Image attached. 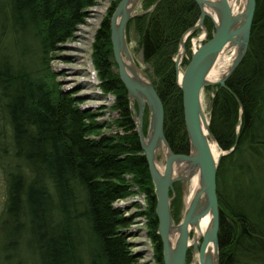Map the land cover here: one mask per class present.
Instances as JSON below:
<instances>
[{
	"label": "trees",
	"instance_id": "trees-1",
	"mask_svg": "<svg viewBox=\"0 0 264 264\" xmlns=\"http://www.w3.org/2000/svg\"><path fill=\"white\" fill-rule=\"evenodd\" d=\"M155 1L142 0L143 10ZM255 2L247 51L225 86H213L208 109L217 146L232 149L221 157L216 174L218 264H264V184L257 182L264 180V0ZM92 3L0 0V168L6 180L2 262L138 264L126 238L139 213L125 216L117 204L137 193L147 196L148 235L161 263L153 185L112 57L109 18L115 3L96 30L91 55L95 90L99 97L114 98V120H98L103 104L80 107L84 97L94 95L60 89L48 67L50 55L73 35ZM198 17L193 0H160L151 12L136 17L150 76L144 72L162 102L163 132L175 154H187L189 143L173 55ZM203 22L209 39L213 24L208 18ZM247 183L257 191L249 194Z\"/></svg>",
	"mask_w": 264,
	"mask_h": 264
},
{
	"label": "water",
	"instance_id": "water-1",
	"mask_svg": "<svg viewBox=\"0 0 264 264\" xmlns=\"http://www.w3.org/2000/svg\"><path fill=\"white\" fill-rule=\"evenodd\" d=\"M141 1L119 0L115 4L109 18V39L113 61L128 95L132 120L153 185L156 233L161 243L160 264H186L189 249H192V253H197L198 264H211L205 257L209 245L215 249V264H218L219 206L216 174L221 157L232 149L225 152L218 147L220 153L217 157L211 153L209 141L215 140L209 131V120L202 108L201 92L208 85L224 87L226 79L241 62L248 48L256 2L245 0L243 10L234 14L229 0H193L198 6L199 17L195 25L183 35L180 45L183 48L186 36L198 28L205 31V18H209L213 23V33L191 54L182 71L178 69L181 57L176 54L174 59L176 83L181 91L182 116L189 143L187 154H175L164 136V110L156 90L146 73L140 71L135 64L137 72L127 67L129 62H133V58L126 42L125 28ZM159 1L156 0L146 12H151ZM232 46L237 47V53L225 76L215 82H206L207 73L216 57L226 47ZM145 112L148 114V128L144 135ZM157 153L163 157L161 171L157 166ZM195 175L198 178V188L185 205L181 220L177 225H172L170 201L173 185L181 182L182 190L186 192L188 182ZM206 215L210 216V227L199 238V242H196L193 228L199 227L201 219ZM173 233H176L177 237L172 245L170 235ZM189 239L192 240L191 243Z\"/></svg>",
	"mask_w": 264,
	"mask_h": 264
},
{
	"label": "rangeland",
	"instance_id": "rangeland-1",
	"mask_svg": "<svg viewBox=\"0 0 264 264\" xmlns=\"http://www.w3.org/2000/svg\"><path fill=\"white\" fill-rule=\"evenodd\" d=\"M96 3V8L102 10L103 0H93ZM107 6L113 3H117L118 0H107ZM102 3V4H101ZM108 9V8H107ZM107 9L100 13L92 12L88 10V14L84 16L83 23L78 24L76 29L73 32V35L68 38L65 42L60 43L56 51H54L48 60V67L54 74L53 82L60 87L62 90H68L70 87H74L71 92L75 93V96L86 94L87 92H91L98 86V80L96 76V71L92 64V43L94 41V35L92 31L97 26L99 20L102 21L108 12ZM149 9V8H147ZM144 11V12H143ZM105 12V13H104ZM146 9L143 10L141 6V2L135 8L133 12V17L126 24L125 28V37L127 45L130 49V53L133 58V62L135 66L142 72L144 69L149 71L150 76V66L148 64L143 63L141 57V51L139 48V24L136 21V17L144 14ZM90 18V19H89ZM85 19L90 20L87 22ZM209 19V18H208ZM204 24V22H203ZM213 24V23H212ZM195 25V24H194ZM99 27V26H98ZM204 27V25H203ZM98 29V28H97ZM96 29V30H97ZM205 31L202 28H198L194 32L190 33L186 36V39L183 42V55L178 65L179 71H182L185 67L186 63L188 62L191 53L189 47L191 45V40L198 38L203 32L205 33L204 39L202 40L201 44L207 40V31L204 27ZM189 30V29H188ZM187 31V30H186ZM186 31L181 35L178 43V48L180 46V40L185 35ZM176 53L173 55V64L174 59L176 57ZM190 54V56H188ZM145 79H147L145 77ZM94 82V84H92ZM84 83L87 85H81L80 87L76 84ZM88 83L92 84L91 88L88 87ZM213 86L216 85H208L205 87L201 92V104L205 114L208 117V109L210 105L211 97L213 96ZM208 88V89H206ZM103 104L104 109L102 111L103 115L98 116V120H106L112 121L115 119V114L113 105H114V98L107 94L106 96L102 97H94V96H87L84 97V101L78 103L80 107L84 108L92 104ZM92 111H98L97 108H90ZM146 114V115H145ZM147 112L144 113L143 117V133L146 134L148 128L147 122ZM104 132H108L107 128L103 130ZM157 163H163V157L157 153ZM226 186H225V193L229 194L230 186H229V179L228 177L225 179ZM258 183H263L262 180L257 179ZM190 181L188 182V187L186 192L182 190L181 182H176L173 185V191L171 193V201H170V211H171V220L172 225H177L178 222L181 220L182 214L184 212L185 207V200L187 191L189 189ZM244 188L249 194L256 190L258 187L255 185L246 184ZM257 191V190H256ZM264 194V193H263ZM260 195V194H259ZM251 196V195H250ZM6 199V180L5 174L3 169L0 168V212L4 208V203ZM147 196L144 194H137L133 193L132 195L128 196L126 199L120 200L117 204H120L122 201V208L120 211L125 216H129V214L138 211V215L134 216L128 226V231L131 233H127V241L130 242L131 247L135 251V256L138 264H159L157 263L155 258V244L149 237V215H148V205H147ZM135 204V205H133ZM251 204L247 205V208H250ZM137 214V213H136ZM141 214V215H140ZM127 231V232H128ZM2 231L0 229V264H13V262L5 263L2 262V254L4 252L2 249ZM132 242V243H131ZM131 247L130 250L132 249ZM192 255V249H189L186 256V264H190V257Z\"/></svg>",
	"mask_w": 264,
	"mask_h": 264
},
{
	"label": "bare ground",
	"instance_id": "bare-ground-1",
	"mask_svg": "<svg viewBox=\"0 0 264 264\" xmlns=\"http://www.w3.org/2000/svg\"><path fill=\"white\" fill-rule=\"evenodd\" d=\"M229 3H230L232 13L235 14V13H239L243 10L245 0H229ZM236 53H237V47L236 46H232L229 48L226 47L223 51H221L220 54L216 57L212 67L210 68V70L207 73L206 82H208V83L209 82H215L218 79L225 76V74L229 70V67H230ZM177 55L182 58L183 48L181 45L179 46V49L177 51ZM181 58H180V60H181ZM127 67L129 69H132L135 72H137L133 62L132 63L129 62L127 64ZM180 76H181V74L178 75V79H180ZM92 84H94V82H92ZM92 84L88 83V87L91 88V86H93ZM91 94L94 96H98V92L95 89L91 91ZM94 105H96V104H92L90 106H94ZM209 147H210V151L213 154V156L217 157L220 153V150H219L218 146L216 145V143L212 140L209 141ZM157 166H158L160 171L163 169L162 164H158ZM197 188H198V178H197V175H195L190 180L189 189L187 191L186 200H185L186 204L189 202L191 196L194 194V192L197 190ZM209 227H210V216L206 215L203 219H201L199 227L193 228L194 237H195L194 241L199 242V240H200L199 238L202 236V234L205 231H207L209 229ZM176 237H177L176 233H173L170 235V241H171L172 245L174 244ZM189 241H190L189 243H191L192 240L189 239ZM205 257L208 261H210L211 264H215L216 252H215V249L212 245H209L208 248L206 249ZM189 261H190V264H198L197 253H192Z\"/></svg>",
	"mask_w": 264,
	"mask_h": 264
},
{
	"label": "built area",
	"instance_id": "built-area-1",
	"mask_svg": "<svg viewBox=\"0 0 264 264\" xmlns=\"http://www.w3.org/2000/svg\"><path fill=\"white\" fill-rule=\"evenodd\" d=\"M107 0H103V8H102V10L101 9H97L96 8V2L95 1H93V3L90 5V6H88L87 8H86V10H85V15H87L88 14V10H90V11H92V12H97V13H100V15L103 13V11H105L107 8V12L110 10V8H111V5H108L107 6ZM105 13V12H104ZM86 17V16H85ZM90 19V18H89ZM87 22L89 21L90 22V20H88V19H85ZM103 20V19H102ZM83 23V22H82ZM100 23H101V21L99 20V22H98V24H97V26L94 28V30L92 31V34L94 35V33H95V31H96V29L98 28V26L100 25ZM204 36H205V33L203 32L198 38H196V39H192L191 40V45H190V47H189V50H190V53L192 54L196 49H197V47L201 44V42H202V40L204 39ZM120 204H122V201L120 202ZM154 259H156V258H154ZM157 261V260H156Z\"/></svg>",
	"mask_w": 264,
	"mask_h": 264
}]
</instances>
